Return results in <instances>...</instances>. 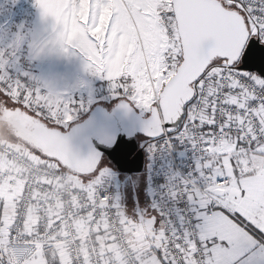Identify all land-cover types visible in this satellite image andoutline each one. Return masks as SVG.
I'll return each mask as SVG.
<instances>
[{"label": "snow or ice", "instance_id": "obj_1", "mask_svg": "<svg viewBox=\"0 0 264 264\" xmlns=\"http://www.w3.org/2000/svg\"><path fill=\"white\" fill-rule=\"evenodd\" d=\"M34 6L50 14L43 0H34ZM157 10L170 44L163 53L167 68L164 75L182 72L190 65L203 67L191 82L190 87L195 91L184 99L177 119L165 120L161 97L149 107L135 103L124 87L108 88L113 96L122 98L119 107L127 111L134 107L142 116L146 114L144 131L154 141L148 146L150 153L170 150L175 143L187 145L193 151V170L186 176L176 173L166 190L169 200L187 203L180 216L184 217V227L188 231H182L176 239V227L169 226L171 216L158 225V218L164 219L160 215L164 211L162 207L159 212L154 207L153 214L145 212L135 219L151 224L159 232L160 245L153 246L159 264H264V205L245 213L232 203L234 197L203 191L230 182L226 167L230 165L232 175L237 178L239 198H248V189L240 185V156L246 149L264 156V79L259 81L254 99L238 96L241 89L233 79L237 77L241 82L249 79L243 75L246 72L240 70L245 56L250 64H264V47L245 52L250 38L264 45V0H171L163 3V10ZM21 40L22 35L17 32L6 47L0 43V115L19 110L53 130L56 142L65 153L94 166L92 171L81 176L98 189L111 175L100 153L93 150L87 157H79L70 148L69 136L58 130L67 128L77 119L78 112L85 108L84 100L70 92L56 91L30 71L13 74ZM63 52L68 58L79 57L84 72L89 73L90 66L80 48L66 42ZM76 87L87 85L80 81ZM168 87L163 86L161 93L166 95ZM92 102L89 90L87 104ZM157 120L161 122L160 131L153 127ZM233 139L237 151L231 148ZM37 154L42 159H52ZM205 161L210 163L205 164ZM101 199L107 201L114 214L120 211L118 199L107 196ZM20 220L18 214L9 219L8 207L0 199V264H22L23 257L14 261L9 253L13 238L18 235ZM20 239L27 242L30 238ZM15 251L17 249L13 248Z\"/></svg>", "mask_w": 264, "mask_h": 264}, {"label": "rangeland", "instance_id": "obj_2", "mask_svg": "<svg viewBox=\"0 0 264 264\" xmlns=\"http://www.w3.org/2000/svg\"><path fill=\"white\" fill-rule=\"evenodd\" d=\"M26 1L31 6L32 1ZM170 1L82 0L85 6L82 26L73 24L71 34L67 41L70 45L74 41L77 42L75 45L83 52L86 62L90 66V71L89 73L84 72L83 62L79 57H66L63 92H70L77 99H83L85 107L89 109L97 105L110 108L118 101H121L122 98L113 96L108 86L113 89L124 87L135 103L150 107L159 96L161 88L174 74L169 73L168 76L164 75L167 68L165 67L163 53L168 50L170 44L166 35V29L160 20L157 10L158 8L163 10V3H170ZM150 2L154 9L155 29L153 36L145 39L143 35H146L147 30L145 29L150 26V23L148 18H145V26L142 27L137 9L139 8L143 14L147 11L149 12ZM72 3L74 4L76 2L73 0ZM96 5L97 8L95 9L94 6ZM22 6L24 8L23 3ZM119 6L121 7V11ZM10 8V0H0V37H3L0 43L4 44L5 47L15 36V33L12 32L13 36L11 37L8 29H11L9 23L10 18H13L18 11H15L14 8L11 12ZM25 9L28 11L24 13V16L28 19L30 12L28 8ZM76 9L77 7L74 8L75 11ZM33 15L31 27L33 24ZM25 17H23L24 19L20 24L24 28L29 25V19L27 21ZM30 30L29 32L26 31L28 35ZM144 30L145 32H143ZM23 36L24 34H22V40L20 41L17 53L18 63L13 69H17L23 63V55L21 57L19 52L25 42ZM26 70L30 71L31 75L36 76V66L32 65L29 60L27 61ZM80 81H84L87 87L77 88L76 86ZM89 90L92 91L93 102L91 104H87ZM135 110L140 113L139 109L135 108ZM144 117H147L146 114ZM75 121L67 128H61L60 130L66 131L70 126L75 124ZM146 143L147 140L144 137L137 136V144L143 150L144 161L149 154ZM37 153L36 151L29 152V154L42 159L41 155ZM42 161L53 163V161L47 159H42ZM102 161L104 167L111 172V175L106 177L105 180L114 179L120 184V211L124 216V225L131 231L136 229L137 232L141 233H144L146 229L149 236L157 240L159 232L154 230L151 224L135 219L145 212L153 214V208L148 202L147 181L144 170L139 175L132 176L131 180L124 184L122 190L124 176L119 174L106 158H103ZM55 165H58V163ZM76 178L82 185H93L91 181H84L82 176H76ZM4 203L8 207L6 200H4ZM159 224L160 220L158 218Z\"/></svg>", "mask_w": 264, "mask_h": 264}, {"label": "clouds", "instance_id": "obj_3", "mask_svg": "<svg viewBox=\"0 0 264 264\" xmlns=\"http://www.w3.org/2000/svg\"><path fill=\"white\" fill-rule=\"evenodd\" d=\"M35 8L44 29L32 41V58L52 53L64 56L67 25ZM32 151L39 150L18 136L7 121L0 120V199L8 203L10 220L17 214L21 218L18 235L9 248L14 261L23 257L22 264H45V260L47 264H61V261L70 264L68 256L71 254L75 264H84L77 258L88 248L87 264H129L132 253L123 237L113 241L101 239L97 244L95 234L85 231L83 221L72 219L75 213L70 197L77 187L71 178L73 174L57 168L55 161L47 164L30 159L28 153ZM81 196L83 198V193ZM23 236L30 239L25 242L20 239ZM13 248L17 251L13 252Z\"/></svg>", "mask_w": 264, "mask_h": 264}, {"label": "water", "instance_id": "obj_4", "mask_svg": "<svg viewBox=\"0 0 264 264\" xmlns=\"http://www.w3.org/2000/svg\"><path fill=\"white\" fill-rule=\"evenodd\" d=\"M171 2V1H170ZM258 40L250 38L247 41L245 52L250 48H262ZM237 56L239 52L237 51ZM240 70L256 75L260 80L264 79V64H250L245 56L240 63ZM203 71V67L187 66L184 71L174 73L166 82L169 87L167 93H159L164 107L165 120L177 119L182 103L188 94L194 92L191 82ZM164 85V86H165ZM118 101L110 108L97 105L94 106L87 116L70 126L66 131L58 129L63 135L69 136V145L72 152L81 158H85L91 151L100 153L101 160L106 158L119 174L126 176L124 184L132 175H139L143 170L144 154L138 147L137 136L151 140L144 131L142 116L133 107L127 111L119 105ZM0 120L7 121L16 134L32 145L38 153L43 154L47 159L57 162L61 167L76 176L87 174L94 167L91 164H84L79 159L65 153L56 142L52 132L46 125L26 113L6 112L0 115ZM160 121L154 124V130L160 131ZM73 129H76L74 132ZM111 140V143L107 141Z\"/></svg>", "mask_w": 264, "mask_h": 264}, {"label": "built area", "instance_id": "obj_5", "mask_svg": "<svg viewBox=\"0 0 264 264\" xmlns=\"http://www.w3.org/2000/svg\"><path fill=\"white\" fill-rule=\"evenodd\" d=\"M27 61L28 60L25 58L21 66H19L17 69H13V74H15L16 71H25L27 68ZM243 75L249 77V79L241 82L237 77H233V79L236 80L237 86L241 89V91L238 92L237 95L246 96L248 99H254L257 92L259 91L258 86L259 81L261 80L253 74L243 73ZM90 110L91 109H89L88 107L81 109L77 114L75 123L84 118V116H86L90 112ZM166 139L167 138H165V140ZM232 141L235 142V139H233ZM150 143H154V141L147 140V147ZM181 152H183L184 155H181ZM28 156L34 161H42V159L32 154L28 153ZM194 162L195 155L193 151L187 145H184L182 143H175L170 150L160 151L155 154L149 152V154L147 155V159L144 161L143 165V170L147 181V196L150 206L152 208L155 207L157 212L160 211L161 207L164 208V211L160 213V215L164 217V219H159L160 225L164 224L165 221L169 219V216H171V223L169 226L176 227V239L180 238L182 231H188L184 227V217L180 216V212L187 207V203L183 200H169L166 196V190L167 186L170 183V178L174 177L176 173H179L182 176H186L193 170ZM208 162L209 161H205V164H208ZM46 163L51 164L50 162ZM55 166L59 169L66 170L59 164ZM66 171L70 174H73L68 170ZM71 178L77 186L73 191L72 196L70 197L72 210L75 213V215L72 216V219L82 220L85 231H87L89 234L94 233L95 240L97 234L100 232H103L105 234L107 241H113L118 237H123L129 248V251L132 253L129 264H146L141 260L140 256L131 246L129 237L130 230L124 225L123 213L119 211L117 214H114L110 211V206L107 204V201L101 199V196L111 197L114 199H118V202L120 204V184L114 179L105 180L97 189V187H95L94 185H82L77 181L76 175L74 174ZM225 184L226 182L217 184L215 185L214 189L205 188L203 191L205 194L208 192H213V190L222 188L223 186H225ZM81 193H83V198L81 196ZM55 223H57V221ZM55 223L53 224V227H55ZM85 239H87V237ZM159 239L161 242L162 238L160 236ZM88 256L89 249L84 248L81 255L77 259L83 261L84 264H87ZM124 259L128 260L129 258L124 257ZM68 260L70 264H75V260L71 254H69Z\"/></svg>", "mask_w": 264, "mask_h": 264}, {"label": "crops", "instance_id": "obj_6", "mask_svg": "<svg viewBox=\"0 0 264 264\" xmlns=\"http://www.w3.org/2000/svg\"><path fill=\"white\" fill-rule=\"evenodd\" d=\"M76 3H72L73 0H43V2L48 6L50 14L63 21L68 28L67 40L71 34L73 24L82 26L83 15L85 14V6L82 0H74ZM148 3V2H147ZM77 7L76 11L74 8ZM95 9L97 5L94 6ZM120 7V6H119ZM75 11V13H74ZM121 11V7H120ZM139 17L141 19L142 27L145 26V18H148L150 26L146 27V35L143 37L149 39L154 34L155 22H154V9L151 6L150 10L143 14L140 9H137ZM112 13V12H111ZM115 15V13L113 12ZM79 27V28H80ZM44 29V25L41 22L40 15L37 9H35L33 15V24L28 36V42L25 52V57L31 62L32 65L36 66V76L40 78L41 81L47 82L56 91H64V71L66 57L56 53L49 55H42L39 58L33 59L31 56V44L34 39H36ZM81 30V28H80ZM145 30L143 32H145ZM68 43V41H67ZM231 148L233 151H237L236 143L231 141ZM211 149V145L209 146ZM210 163V162H208ZM228 175L230 176V182L226 181L225 186L219 189L213 190L214 193H219L221 195L227 194L228 197H234L232 203L245 213L254 212L261 205H264V161L263 156L258 155L256 151L244 150L243 155L240 156L239 167L242 170V176L240 179V185L248 189L249 196L246 199L239 198V188L237 186V178L232 175V169L230 165H226ZM149 202V201H148ZM160 225V224H159ZM129 237L132 248L140 256L141 260L146 264H159L158 260L155 258V253L153 251V246L160 245L159 233L157 240H154L149 236L146 229L144 233L134 231H129ZM107 240L105 234L100 232L96 236V241L99 244L100 240ZM47 264V260H45ZM61 264L63 262L61 261Z\"/></svg>", "mask_w": 264, "mask_h": 264}, {"label": "trees", "instance_id": "obj_7", "mask_svg": "<svg viewBox=\"0 0 264 264\" xmlns=\"http://www.w3.org/2000/svg\"><path fill=\"white\" fill-rule=\"evenodd\" d=\"M31 1H32L31 6L28 5L29 3L26 0H15V2H10V5H11L10 11L12 12V10L15 8L14 10L18 11V12L15 14V16L13 18H10L9 23H10L11 29H8V33H10L11 37L13 36L12 32L15 33V35H16L17 32H20L21 35L24 34L23 37L25 38V42L23 43L21 49L19 50L20 56L22 57V55H23L22 60H24V55H25V52H26L28 36H29L28 33H26V31L29 32V30H30L31 19H32V15H33V12H34V9H35L34 0H31ZM22 3L24 5V8L22 6ZM25 8H28L29 12H30V16L28 18L29 21L24 16V13L28 11ZM23 17H25L26 20L29 22V25L25 26L26 29L24 27H22V29H21V27H20L21 26L20 24H21L22 20L24 19Z\"/></svg>", "mask_w": 264, "mask_h": 264}, {"label": "flooded vegetation", "instance_id": "obj_8", "mask_svg": "<svg viewBox=\"0 0 264 264\" xmlns=\"http://www.w3.org/2000/svg\"><path fill=\"white\" fill-rule=\"evenodd\" d=\"M132 176H134V175H132ZM132 176L130 178H128V180L126 181V183H128L131 180ZM125 178H126V176H124V179Z\"/></svg>", "mask_w": 264, "mask_h": 264}]
</instances>
